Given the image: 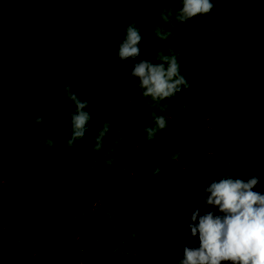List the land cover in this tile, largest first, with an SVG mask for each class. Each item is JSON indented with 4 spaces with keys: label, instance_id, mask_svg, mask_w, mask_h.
<instances>
[{
    "label": "trees",
    "instance_id": "trees-1",
    "mask_svg": "<svg viewBox=\"0 0 264 264\" xmlns=\"http://www.w3.org/2000/svg\"><path fill=\"white\" fill-rule=\"evenodd\" d=\"M213 3L208 16L179 25L192 52L184 68L191 87L164 103L171 105L168 111L181 104L186 118L200 125L235 127L243 152L225 172L259 176L254 190L264 193V0ZM139 12L111 21L104 0H0V264H110L130 243L147 250L141 264H175L190 238L193 209L201 215L214 211L197 201L176 202L202 194L224 172L188 173L184 161L167 160L159 161L166 175L154 176L163 186L162 198L152 189L150 204L137 208L133 221H119L117 229L101 223L105 206L138 186L129 176L110 180L105 192L99 189L102 169L90 161L99 154L93 146L100 122L113 124L101 151L112 146L115 130L130 136L135 150H146L143 129L151 125L147 117H130L148 101L135 89L137 81L128 79L132 61L120 62L115 54L123 29L138 22ZM141 50L137 59L154 49L141 42ZM66 83L87 98L92 116L89 131L72 148L64 144L73 107L64 95ZM134 100L141 103L132 106ZM33 109L45 114L43 124L31 123ZM123 125H130L127 134ZM190 129L186 121L172 120L147 153L180 151ZM48 137L57 147L39 143ZM256 146L260 151L253 155ZM45 156L47 164L29 170ZM24 215L30 220L20 221Z\"/></svg>",
    "mask_w": 264,
    "mask_h": 264
},
{
    "label": "clouds",
    "instance_id": "clouds-1",
    "mask_svg": "<svg viewBox=\"0 0 264 264\" xmlns=\"http://www.w3.org/2000/svg\"><path fill=\"white\" fill-rule=\"evenodd\" d=\"M215 5L213 0H178L174 7L161 3V23L154 26V35L160 41L173 38L174 29L178 25L186 24L199 17L208 16ZM166 25L167 27H164ZM216 26L210 28L215 32ZM124 35L119 40L115 54L120 62L131 60L128 79H135V89L148 102L144 108L150 112L151 125L143 129L145 133V149L151 151L158 134L169 127L168 119L164 115L171 105L165 101L174 99L179 93L190 87L186 74L181 70L180 58L183 53L171 47H160L140 57L143 36L136 23L128 24ZM124 76V69L119 72ZM64 95L73 107L68 113L70 122L67 126V136L64 144L72 148L81 141L89 131L92 116L87 109L90 102L81 97L71 84H64ZM187 108V104H184ZM34 125L43 124L45 114L35 115ZM61 125L64 123L60 121ZM113 127L111 121H101L99 130L94 135V152L104 149V140ZM112 146L105 150L104 163L111 166L115 163L113 156L120 141L125 139L123 132L115 130ZM39 143L46 148L57 147L58 141L53 138H41ZM171 147V146H169ZM260 151L259 146L252 154ZM183 155L176 151L170 153L168 159L178 161ZM153 162L150 172L153 176H164L159 160ZM260 183L257 175L247 178L236 177L230 172L222 173L204 187L200 203L211 207L214 211L200 214L199 208H194L187 231L190 233L188 244L183 246V255L175 260V264H264V193L255 191ZM130 227H132L130 225ZM135 236V232H130Z\"/></svg>",
    "mask_w": 264,
    "mask_h": 264
},
{
    "label": "rangeland",
    "instance_id": "rangeland-1",
    "mask_svg": "<svg viewBox=\"0 0 264 264\" xmlns=\"http://www.w3.org/2000/svg\"><path fill=\"white\" fill-rule=\"evenodd\" d=\"M178 0H104V13L111 21H117L135 14V9H138L139 16L137 18V26L140 28L141 35L143 36L142 47H153L158 49L166 46L183 53L180 58L181 70L184 72L185 63L190 58L192 52L189 50V45L184 39V35L180 30L179 25L174 29V37L171 41H160L154 35V26L161 23L160 9L161 3L166 6L174 7ZM164 27H167L164 25ZM191 87V86H190ZM145 99H143L144 102ZM132 106L139 105L138 102L130 101ZM133 110L130 117L134 119H141L142 116L149 118L151 122L150 112L143 108ZM164 115L168 119V123L172 120H183L189 123L190 135L185 143L181 144L180 152L183 155L177 162L184 161V167L191 173L193 170L211 169L213 171L222 173L229 168L232 163L236 162L243 150L237 146L236 142V128H219L214 129L208 123H196L189 121L181 111V104L178 105L175 111H167ZM124 127V133L127 134L128 127ZM119 127V128H121ZM130 136L120 141L113 156L108 157L114 159L115 163L111 166L104 163L105 151L99 152L95 159L91 160L92 166H99L102 169L100 181L102 186H99L101 191L105 192L110 180H123L129 176L135 180L138 186V191L134 194L121 193L115 199L111 200L105 211L102 213L103 228H109L110 224L113 229L118 228V222L124 219L133 221L135 218V210L137 208L147 207L150 203L146 201L148 195L152 194V189L156 190V198H162L163 186L157 183L152 174H148L150 164L153 165L158 157L163 155L164 159L159 161H167L170 153L176 152L175 150H165L159 153H147L146 150L134 148L130 142ZM190 143V144H189ZM188 146L187 150L183 149ZM158 161V162H159ZM49 157H39L35 162L30 165L29 170L37 172L43 163L47 164ZM99 175V172H98ZM22 176V175H21ZM201 194L198 191L193 192L190 196L181 199L176 204L184 205L188 202H200ZM86 214V213H84ZM20 221L30 220V216L24 215L19 218ZM96 223H94L95 225ZM7 238V235H3ZM132 240H134L132 238ZM7 247L10 248L9 242ZM148 252L139 243H130L129 251H118L116 257L110 264H141L142 257L146 258Z\"/></svg>",
    "mask_w": 264,
    "mask_h": 264
}]
</instances>
